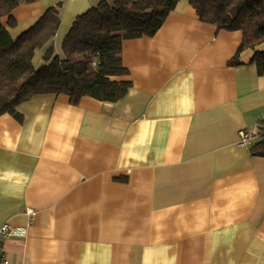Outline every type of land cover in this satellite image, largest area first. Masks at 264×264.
Masks as SVG:
<instances>
[{"label": "crops", "instance_id": "0c3cea01", "mask_svg": "<svg viewBox=\"0 0 264 264\" xmlns=\"http://www.w3.org/2000/svg\"><path fill=\"white\" fill-rule=\"evenodd\" d=\"M104 0L12 11L18 38L50 8L62 45ZM111 1V0H108ZM240 30L180 0L152 37L123 42L132 85L118 102L38 95L0 115V226L17 264H264V68ZM264 51V43L258 46ZM45 48L35 66L46 64ZM255 134L240 146L239 132Z\"/></svg>", "mask_w": 264, "mask_h": 264}, {"label": "trees", "instance_id": "16d2710c", "mask_svg": "<svg viewBox=\"0 0 264 264\" xmlns=\"http://www.w3.org/2000/svg\"><path fill=\"white\" fill-rule=\"evenodd\" d=\"M38 0H0V115L17 114L16 108L38 95L70 97L78 104L90 96L104 102H118L132 83L122 61L123 42L152 37L180 0H104L75 19L62 45L63 57L55 54L53 38L61 17L56 8L45 14L18 38H12L7 25L15 27L12 11L23 3ZM201 21L218 29L240 30L243 39L231 63L239 62L242 51H255L253 61L259 72L264 68V0H189ZM45 48L46 64L35 66L38 49ZM95 64V65H94ZM264 124V120L261 121ZM253 154L264 157V133L254 145Z\"/></svg>", "mask_w": 264, "mask_h": 264}, {"label": "built area", "instance_id": "2783aa9c", "mask_svg": "<svg viewBox=\"0 0 264 264\" xmlns=\"http://www.w3.org/2000/svg\"><path fill=\"white\" fill-rule=\"evenodd\" d=\"M255 136L254 133L247 131V130H241L239 132V141L238 144L240 146L247 145L248 142ZM15 234V229L12 225L5 223L4 225L0 226V264H15L13 263L8 255V252L5 248V242L6 240L13 237ZM17 264H23V263H17Z\"/></svg>", "mask_w": 264, "mask_h": 264}, {"label": "rangeland", "instance_id": "374dc122", "mask_svg": "<svg viewBox=\"0 0 264 264\" xmlns=\"http://www.w3.org/2000/svg\"><path fill=\"white\" fill-rule=\"evenodd\" d=\"M95 65V64H94Z\"/></svg>", "mask_w": 264, "mask_h": 264}]
</instances>
